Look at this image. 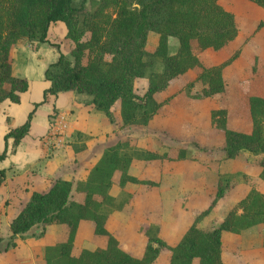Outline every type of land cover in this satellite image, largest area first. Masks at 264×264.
<instances>
[{
    "label": "trees",
    "instance_id": "16d2710c",
    "mask_svg": "<svg viewBox=\"0 0 264 264\" xmlns=\"http://www.w3.org/2000/svg\"><path fill=\"white\" fill-rule=\"evenodd\" d=\"M249 1L264 9V0ZM92 2L88 8L86 0H0V102L8 99L18 103L20 93L29 88L28 79L13 76L11 71L13 47L19 40L49 42L50 25L60 21L65 26V37L72 44L70 56L59 52L57 60L45 68L43 76L48 85L42 90V99L33 103L22 124L4 133L0 161L9 153L8 140H12L14 148L27 134L37 106L48 94L68 90L86 94L90 97L87 103L103 112L111 122L118 112L119 128L125 130L122 137L103 150L85 179L59 178L45 191H32L10 220V238L4 248L0 246V253L15 247L17 235L33 226L41 225L44 229L54 225L60 226L65 236L44 247L42 264H153L163 249L167 253L164 264H232L222 260V232L240 233L264 224V192L255 186L264 181V95L251 94L247 98V130L228 127L226 107L209 110L212 128L221 131L224 158L234 159L244 151L259 158L258 174L246 176L250 188L238 202L240 211L233 207L218 223L198 225L224 198L226 189L221 174L217 173L209 205L195 215L193 222L171 244L159 236V227L143 224L141 231H145L147 243L142 255L136 257L120 246L119 237L107 222L113 212L132 205L136 195L158 193L160 179L129 173L134 159L156 161L186 157L183 148L174 157L168 151L141 149L137 138L126 130L135 124L153 123L156 114L175 96L173 92L163 95L174 78L194 72L187 85L190 90L195 83L201 84L196 94L191 95L197 99L225 90V69L236 60L238 53L218 64L205 66L195 51L220 50L232 41L238 33L234 14L218 0ZM149 32L157 34L152 48L148 47ZM170 36L178 40L173 53L168 47ZM157 61L162 64L160 70L154 69ZM142 77L146 78V90L138 94L134 83ZM74 136L82 141L72 146L78 156L86 148L84 141L88 136L80 131ZM5 177L6 170L0 168V185ZM127 183L135 184L137 189L132 193H110L113 185L124 187ZM82 226H87L96 242V237H102L95 248H80L76 244Z\"/></svg>",
    "mask_w": 264,
    "mask_h": 264
},
{
    "label": "rangeland",
    "instance_id": "374dc122",
    "mask_svg": "<svg viewBox=\"0 0 264 264\" xmlns=\"http://www.w3.org/2000/svg\"><path fill=\"white\" fill-rule=\"evenodd\" d=\"M218 1L225 9L234 14L238 33L232 41L220 50L208 49L203 52H195L205 66L218 64L234 52L238 53L236 60L225 69V90L212 97L197 99L191 95L196 94L201 84L195 83L190 87V90L188 89L189 85H187L192 79L194 72L174 78L168 88L164 90L163 95L173 92L175 96L168 102L166 107L156 114L153 123L149 126L135 124L130 129L131 134L138 138V146L141 149L153 147L159 153L168 151L169 156L174 157L176 151L183 148L186 155L185 158L180 160H143L145 165H147L145 171L156 174L162 171L165 177L163 182L164 189L158 195L147 194L144 197L145 194H142L143 197H141L138 194L134 198L132 205L126 206L121 211H115L110 216L109 225L111 230L119 237L120 246L136 257L142 255L147 243V235L144 230L141 231L143 224L159 227V236L171 244L193 222L195 215L209 205L214 196V179L213 183L212 181L207 183L206 189H203V185L200 188L199 185H194V187H182L180 192L178 190L176 193L175 190L167 187L169 178L179 175L185 178V182L188 179H192L194 184L198 178L204 184V176L200 174L199 170L202 171L207 168L211 170V168L219 166L221 162L218 174H221L222 185L226 190L224 198L219 201L218 205L199 220L198 225L201 227L205 225L204 227H206L218 223L219 219H222L226 212L233 207L240 211L238 202L250 188L246 180V176L249 177L250 175L244 174L243 171L255 172L259 169V158L253 153L241 152L237 160L226 159L222 156L220 151L223 147L221 131L212 128L209 110L223 105L227 109L228 127L239 130H247L249 128L247 98L251 94L264 95V9L249 0ZM86 5L91 8L93 5L92 0H86ZM52 28L54 29L55 27ZM64 33L65 30L60 36H58L59 34L57 35V39H62ZM54 37H51V39H54ZM156 39L157 34L149 32V48H152L154 43L156 44ZM168 41L169 52H175L178 42L177 38L170 36ZM18 42L33 44L28 39H21ZM59 42L56 40V43H50V46L44 45L39 48L38 53L42 57L39 60L40 64H31L29 61H25L27 63L25 65L24 61H22L23 71L20 73L23 75L21 77H31L30 82L33 84L34 92H37L39 82L42 80L40 79V65H46L47 67L50 63L57 60L59 52L63 53L58 44ZM16 46L13 48L15 49ZM67 56H70L69 52H67ZM161 68V62L157 61L154 69L160 70ZM146 85L145 77L136 79L134 83L135 91L138 94H143L146 90ZM74 134L75 132H72L71 139L68 138L69 141H66L61 148L69 142L71 147L82 142L74 139ZM117 134L122 136V132L119 130ZM99 150V145L94 146L92 154H98ZM238 166L243 168V171L235 169ZM64 167L67 168L69 166L65 165ZM191 172H195L193 173L195 174L194 177L190 175ZM155 179L157 180L158 177L156 176ZM170 182H172L173 187L176 185L175 180ZM211 184L213 185L211 186ZM123 191L127 192V190H123V187L116 185L111 190V193L118 195ZM205 191L207 195H205ZM177 195L179 196L177 197ZM16 198L18 199L17 196ZM218 207L219 210L217 211ZM162 218H165V220H162ZM163 221L164 228L162 227ZM5 224L4 220L3 222L0 221V236L1 233H6ZM36 228L38 229L34 233L30 232V236L37 237L44 233L45 228L43 229L41 225H37ZM54 228L52 235L45 236V245L61 240L65 236L60 226H54ZM52 229L51 231H53ZM250 230L257 233L254 234L252 231L250 233L245 232L242 239H239L240 237L238 239L236 237H224L222 241L223 261L232 264H264V224L252 226ZM19 236L21 237V235ZM9 238V236L2 237V243L0 242L2 248L8 243ZM16 238L15 241L17 243ZM101 238L96 237V242L87 226H82L77 235L76 244L80 248L93 249L99 244L98 239ZM21 256L18 248L12 247L8 250H3L0 253V264H26L28 261H23L24 258ZM166 257V249H163L153 264H164ZM42 260L39 259L35 263L42 264Z\"/></svg>",
    "mask_w": 264,
    "mask_h": 264
},
{
    "label": "crops",
    "instance_id": "0c3cea01",
    "mask_svg": "<svg viewBox=\"0 0 264 264\" xmlns=\"http://www.w3.org/2000/svg\"><path fill=\"white\" fill-rule=\"evenodd\" d=\"M58 22L60 21L52 23L48 29L47 39L49 42L31 41L33 44H28L26 42H18L15 44L17 46L15 49L13 48L11 63L13 76L21 77V75H23L20 73L23 71L22 61H24V63L25 61H29L31 64H40L39 60L42 57L38 53L39 48H42L44 45L50 46V43H56V40L60 41L58 44L63 53L67 55V52L70 51L72 44L71 41L65 37L66 30L64 24ZM52 27L55 28L53 29ZM64 30L65 33L63 34V38L57 39V35L59 34L58 36H60ZM53 36L56 38L54 37V39H51ZM25 65H27V63H25ZM45 68L46 65H40L39 67L40 79L42 80L39 82L40 84L37 92L33 91V84L30 82L31 77H25L29 81V88L27 91L20 93L19 102L15 103L8 99L0 102V151L3 149L4 145V133L10 128L22 124L26 119L27 113L32 109L33 103L39 102L42 99V90L48 85V82L44 80L43 76V70H45ZM89 99L90 97L88 95L77 93L72 90L62 91L57 95L48 94L45 101L37 106L31 120L29 131L20 140L18 145L13 148L12 140H8L9 153L4 160L0 161V168H4L6 170L5 180L0 185V221L3 222L4 220L7 228L5 234L1 233V237L5 238L10 236L11 232L9 229V222L17 214L23 204L29 199L31 190L39 192L45 191L56 179L59 178L72 181L85 179L89 169L96 163L103 150L107 146L115 143L117 139L125 134V130L121 131L119 128L120 117L118 112H116V115L114 113V121L111 122L103 112L97 110L92 104L87 103ZM61 113L66 114L67 118H69V133L66 141H69L68 138L71 139L72 132L76 131H80L88 136V138L84 141L86 148L84 151L79 153L78 156L74 154L72 147L69 144L70 142L63 148L60 147L57 149H54L45 143L44 138L48 130L49 120L55 114ZM130 129L131 127H129L126 131L131 132ZM118 130L122 132V136L117 134ZM97 144L99 145L100 150L98 154L93 155V147L98 146ZM237 159L238 157L233 160ZM220 164L221 162L219 163V166L213 167L211 170L209 168L202 171L199 170L200 174L204 176V184L198 178L195 184L192 179H188L185 182V178L178 175L176 177L169 178L167 187L172 188V190H175L176 193L178 190L180 192V188L182 187L188 188L191 186L194 187V185H199V188L203 185V189H206L209 181H212V183L213 179L215 181V174L219 172L218 168L220 169ZM65 165L69 167L66 168L64 167ZM146 167L147 165H145L143 160L137 161V159H134L129 167V173L138 177L155 178L157 176L158 179H160V185L158 187V193L153 195H158L161 193L162 189H164L163 182L165 177L163 176L162 171L159 174L145 171ZM235 169L243 171V168H240V166L235 167ZM243 172L251 177H255L258 174L259 169L255 172ZM193 173L195 172L190 173L192 177L195 175ZM172 180L176 181V185L174 187L172 182H170ZM212 185L213 184H211V186ZM115 186L116 185H113L111 190L114 189ZM255 186L264 192V181L255 184ZM136 189L137 186L133 183H127L123 187V190H127V192L131 193ZM204 193L207 195L206 191ZM146 195L147 194H145L144 197H146ZM139 196L143 197L142 195ZM178 196L179 195H177V197ZM219 207L217 211L219 210ZM110 219L111 217H109L107 222V226L109 228ZM162 220H165V218H162ZM219 220H221V218ZM163 224L164 221L162 222V227L164 228ZM36 227L37 226H33L29 231L23 233L21 237L17 235L16 238L17 245L15 248L19 249L22 255L21 257L24 258L23 261H28L26 264H36L35 262L37 260L43 259V249L46 246L44 238L46 235H52L55 229L54 225H48L44 229V233L41 235H38L37 237L30 236L31 233H34L36 229H38ZM51 229L53 231H51ZM250 231L254 234L257 233L250 230V228L241 231L240 234L223 231L221 236L222 241L224 237H236V239L240 237L239 239H242L245 235L244 233H250Z\"/></svg>",
    "mask_w": 264,
    "mask_h": 264
},
{
    "label": "built area",
    "instance_id": "2783aa9c",
    "mask_svg": "<svg viewBox=\"0 0 264 264\" xmlns=\"http://www.w3.org/2000/svg\"><path fill=\"white\" fill-rule=\"evenodd\" d=\"M68 133L69 122L66 114H55L49 120L45 143L54 149L60 148L65 144Z\"/></svg>",
    "mask_w": 264,
    "mask_h": 264
}]
</instances>
